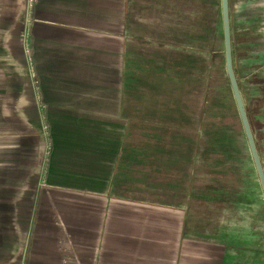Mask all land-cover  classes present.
<instances>
[{
  "label": "rangeland",
  "instance_id": "1",
  "mask_svg": "<svg viewBox=\"0 0 264 264\" xmlns=\"http://www.w3.org/2000/svg\"><path fill=\"white\" fill-rule=\"evenodd\" d=\"M160 3L153 0L150 21L149 0H72V28H39V37L25 38L45 130L71 138L66 163L97 184L94 194L108 186L109 196L153 204L185 206L196 196L220 204L213 227L226 237L217 248L229 253L213 264H264V195L227 77L221 28H192L198 0H171L168 18L182 27L160 28ZM253 128L264 164V121ZM142 206L132 217L159 226L160 209ZM142 208L152 209L149 217ZM191 216L187 208L185 233ZM137 231L153 237L141 242L154 264H197V244L206 254L209 248L191 232L177 245L161 243L159 230Z\"/></svg>",
  "mask_w": 264,
  "mask_h": 264
},
{
  "label": "crops",
  "instance_id": "2",
  "mask_svg": "<svg viewBox=\"0 0 264 264\" xmlns=\"http://www.w3.org/2000/svg\"><path fill=\"white\" fill-rule=\"evenodd\" d=\"M68 1L67 5L66 0H0V264H154L151 256L142 254L141 242L153 239L143 230L154 229L161 232V243L179 245L189 232L192 240L207 239V254L200 251L205 244L198 243L194 257L197 264H213L229 253L217 248L226 237L217 236L213 227L220 221L213 212L220 204L211 205L198 196L185 206L153 204L109 196L108 186L102 195L94 194L97 184L91 185L81 168L72 172L67 164L72 158L66 147L71 138L48 136L44 103L37 99L29 68L35 54L25 38L39 37V28H72V0ZM159 1L161 17L156 24L181 28L183 23L168 18L171 0ZM149 5L154 21L153 0ZM74 9L97 14L83 5ZM195 10L192 28H221L226 67L222 0H198ZM229 19L233 65L253 130L254 121H264V0H229ZM193 174L200 177L196 169ZM139 204L160 209L159 226L132 217L141 210ZM187 208L192 210L191 230L185 233ZM142 209L149 217L152 209ZM120 242H126L125 247Z\"/></svg>",
  "mask_w": 264,
  "mask_h": 264
},
{
  "label": "water",
  "instance_id": "3",
  "mask_svg": "<svg viewBox=\"0 0 264 264\" xmlns=\"http://www.w3.org/2000/svg\"><path fill=\"white\" fill-rule=\"evenodd\" d=\"M222 9H223V23H224V48H225L226 71L228 74V78L231 84L234 98L238 107L240 119L246 134L247 142L250 148V152L254 161L255 168L258 173V178L264 195V165L257 147V143L252 130L247 108L242 96L239 81L237 79L233 65V48H232L231 28H230V19H229V0H222Z\"/></svg>",
  "mask_w": 264,
  "mask_h": 264
},
{
  "label": "bare ground",
  "instance_id": "4",
  "mask_svg": "<svg viewBox=\"0 0 264 264\" xmlns=\"http://www.w3.org/2000/svg\"><path fill=\"white\" fill-rule=\"evenodd\" d=\"M238 108V107H237ZM245 132V131H244Z\"/></svg>",
  "mask_w": 264,
  "mask_h": 264
}]
</instances>
